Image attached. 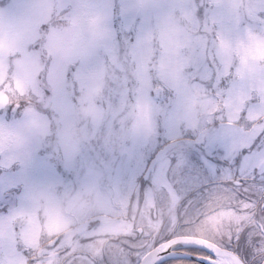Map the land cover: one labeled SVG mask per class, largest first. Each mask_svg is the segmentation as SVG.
<instances>
[{"label":"rangeland","instance_id":"obj_1","mask_svg":"<svg viewBox=\"0 0 264 264\" xmlns=\"http://www.w3.org/2000/svg\"><path fill=\"white\" fill-rule=\"evenodd\" d=\"M210 2H14L16 9L6 13L7 20L12 18L11 26L6 25V35L27 44V55L36 58L44 71L31 83L30 94L14 96L11 102L0 106V125L18 128L12 135L0 136V220L21 208L46 209L60 203L66 208L82 206V201H70L68 193L85 188L114 200L123 197L133 207L137 202L143 205L145 200H151L156 206L155 215L161 221L159 231L152 237L123 236L128 246L123 245L116 251H128L135 240L137 251L144 252L146 243H157L167 234L187 231L194 235L196 224L213 204L211 194H222L227 205L229 192L221 189L220 184H213L212 173L217 171L215 165L225 167L223 162L228 157L235 165L241 163L240 172L244 171L245 163L259 166L264 157V131L261 130L264 122H258L253 131L246 115L249 111H258L259 102L252 98L238 123L229 129L221 113L208 115L201 111L199 115H189L178 110L175 90L161 81L170 82L171 74L167 70L153 71L142 82L133 60L134 53L139 51L138 39L155 23H167L171 6L186 8L194 23L202 28ZM245 2L259 6L264 0ZM77 11L88 13L87 19L97 22L74 24L70 17ZM102 27L106 38H102ZM224 27L235 30V23L225 16ZM242 27L260 32L264 31V22L259 18L245 19ZM57 35L69 38L65 48L51 57L56 62L67 63L60 81L49 78L52 61L44 50ZM208 40V50L201 49L191 57L185 81L192 92L213 99L233 87L234 75L218 74L212 59L211 37ZM85 76L89 88H96L92 95L83 85ZM137 103H144L150 111L149 132L132 126L130 116ZM26 115L32 123L21 128ZM169 141L172 142L167 144ZM153 152L157 156L155 167L149 175H143ZM216 176L222 178L223 174ZM139 180L144 182L141 191ZM133 187L138 192H132ZM36 192L40 194L31 198ZM184 195L187 197L183 198ZM230 197L234 199V193ZM89 199H94V193ZM256 236L254 231H245L243 244L246 250L257 253L254 264H259L264 257V242L258 231ZM219 238L216 237L218 244ZM112 240L109 244L114 245ZM236 248L235 253L244 257L243 248ZM123 259H127L125 251ZM167 264L194 263L173 260Z\"/></svg>","mask_w":264,"mask_h":264},{"label":"snow or ice","instance_id":"obj_2","mask_svg":"<svg viewBox=\"0 0 264 264\" xmlns=\"http://www.w3.org/2000/svg\"><path fill=\"white\" fill-rule=\"evenodd\" d=\"M203 26L194 23L191 13L184 7L173 5L167 13V23L154 26L138 39L133 60L142 82L153 71L167 70L171 81L161 80L173 88L177 95V108L189 115L222 114L227 128H233L248 103L255 98L258 111L247 112V120L255 131L258 122H264V31L243 28L245 19L259 18L264 22V3L259 6L245 0H211ZM88 13L75 12L70 19L74 24L96 23L87 19ZM235 23V30H226L224 17ZM42 23L39 25V31ZM102 38L107 33L100 29ZM211 37L212 59L218 74L234 75L233 87L215 98L192 92L185 81L190 59L201 49L208 50ZM67 37L57 35L44 46L49 60V78L60 81L67 63L51 59L62 51ZM28 45L0 32V106L11 102L14 96L30 94L31 83L39 79L44 69L39 61L27 55ZM97 81V86H98ZM83 85L88 87L85 76ZM96 88H89L90 95ZM130 120L133 128L150 131L151 114L144 103L132 109ZM26 115L21 128L31 125ZM18 130L0 125V136L12 135ZM264 131V127L261 128ZM227 135V133H225ZM264 172V157L259 161ZM237 184L239 182L237 181ZM94 193V199H89ZM40 192L32 193L31 198ZM70 201L84 202L79 207H65L64 203L49 205L46 209L21 208L6 219L0 220V264H94V258L104 251L113 238L139 234L152 237L159 231L161 221L155 215L153 201L139 202L135 207L130 200L118 196L115 200L100 192L81 189L68 193ZM176 203L175 197L172 201ZM249 202L238 206L213 203L196 224L194 235H182L156 245L146 243V251L140 257L141 264H156L160 253L178 243L204 246L216 253L210 264H240L234 254L225 251L216 237L231 239L232 229L239 232L242 225L253 221ZM18 226V227H17ZM264 228V225L261 226Z\"/></svg>","mask_w":264,"mask_h":264},{"label":"flooded vegetation","instance_id":"obj_3","mask_svg":"<svg viewBox=\"0 0 264 264\" xmlns=\"http://www.w3.org/2000/svg\"><path fill=\"white\" fill-rule=\"evenodd\" d=\"M7 1L8 0H0V32H3L4 34H6V25L11 26L10 23L12 20V18L11 20H7L6 17L9 14L6 13L9 10H11L12 12L14 9H16L13 8L15 1L16 4L20 3V0H11L9 4H7ZM229 160L230 157H228V159L225 162H223V165H226L223 168H220V166L215 165L217 171L216 173H212L214 177L212 179L213 180L212 182L213 184H220L221 185L220 188L225 190L226 193L229 192V194L226 196L227 204L238 206L240 203L249 202L252 205L249 211L253 214V221L242 225L239 232H237L236 229L233 228L231 239H227L226 237L225 238L220 237L218 242L220 246L227 247L228 249L233 250L234 252H235L234 249H237L236 248L237 246H241L244 251V257H241L244 263L254 264L257 253H253L252 250H246L243 244V240H244L245 231L248 232L254 231L255 236H256V231H258L259 237H261L264 242V228L261 227L262 225H264V172H262L259 169V166L254 165L251 167L249 164L246 163H245L244 171L240 172L239 168L241 163L235 165V161H229ZM250 169H252L253 171L250 172ZM220 173L223 174L222 178H218L216 176V174H220ZM237 181L239 182V184H237ZM222 185H226V188L224 189ZM232 193H234L235 195L234 199L230 197ZM185 197H187V195L183 196V198ZM211 200L213 203H223V196L222 194L221 195L211 194ZM180 234H193V233L186 231ZM256 237L252 239L253 242L255 241ZM112 242L114 243V245L108 244L104 248V251L94 258V264H117L119 262H121L119 264H124V263L135 264L136 261L140 258V254L142 252L139 253L137 251L136 248L137 245L135 240H132V244H130V249L128 251L127 249H124L122 252H117V253L116 251H120L123 245L126 246L128 245L124 242L123 236H119L118 238L113 239ZM255 246L257 245L255 244ZM186 250L188 251V249ZM124 251L125 254L127 255V259L121 260ZM190 251L197 255L212 257L209 253L205 252L200 248L199 249L192 248L190 249ZM263 261H264V257L261 258L259 264H262ZM168 262H164L162 264H167ZM185 262L200 264L198 262H194L190 260ZM69 264H71V261L69 262Z\"/></svg>","mask_w":264,"mask_h":264},{"label":"water","instance_id":"obj_4","mask_svg":"<svg viewBox=\"0 0 264 264\" xmlns=\"http://www.w3.org/2000/svg\"><path fill=\"white\" fill-rule=\"evenodd\" d=\"M156 157L151 160V162H150V164H149V166H148V168L146 170V174H148V172L153 168V164H154V162L156 160ZM178 236H182V235L172 236L170 238H167L165 240H162V241L158 242L156 245H158L160 243H164L167 240L176 238ZM184 247L201 248L204 251H206L207 253H209L212 257L200 256V255H196V254H193L191 252L184 251V250L180 249V248H184ZM222 249L234 254L235 256H237L239 258V260H240V264H244L243 260L235 252H233V251H231L229 249H226V248H222ZM172 258L189 259V260L197 261V262H199L201 264H210V261H214L216 259V253L214 251L204 247V246H200V245H196V244L178 243V244L172 246L171 248H169L167 251L160 253V256L157 259L156 264H158L159 262H161L163 260L172 259ZM136 264H141V259H139V261Z\"/></svg>","mask_w":264,"mask_h":264},{"label":"trees","instance_id":"obj_5","mask_svg":"<svg viewBox=\"0 0 264 264\" xmlns=\"http://www.w3.org/2000/svg\"><path fill=\"white\" fill-rule=\"evenodd\" d=\"M22 103H23V100H22ZM142 251V250H141ZM188 261V260H187Z\"/></svg>","mask_w":264,"mask_h":264}]
</instances>
